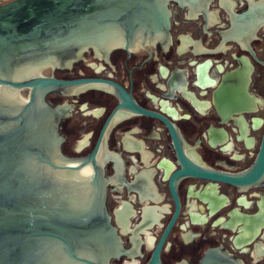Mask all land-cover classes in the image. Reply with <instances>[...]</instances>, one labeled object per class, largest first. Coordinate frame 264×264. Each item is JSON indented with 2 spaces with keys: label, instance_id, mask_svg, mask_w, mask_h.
I'll return each mask as SVG.
<instances>
[{
  "label": "flooded vegetation",
  "instance_id": "flooded-vegetation-1",
  "mask_svg": "<svg viewBox=\"0 0 264 264\" xmlns=\"http://www.w3.org/2000/svg\"><path fill=\"white\" fill-rule=\"evenodd\" d=\"M259 1L212 0L208 25L204 16L186 18L172 3L168 48L159 42L119 46L108 57L88 50L71 68L56 71L62 79H97L47 99L62 107L64 155L84 157L99 142L106 145L99 155L106 159L108 211L130 250L113 264L148 262L176 212L171 188L181 165L165 123L136 108L118 109L122 95L111 82L138 107L168 116L192 161L245 172L264 136V65L251 54L264 60V25L248 41L223 43L219 31ZM244 62L248 74H235ZM223 92L230 102L218 103ZM175 182L180 210L162 245L163 264H198L210 249L242 264H264V181L240 188L186 175Z\"/></svg>",
  "mask_w": 264,
  "mask_h": 264
},
{
  "label": "water",
  "instance_id": "water-1",
  "mask_svg": "<svg viewBox=\"0 0 264 264\" xmlns=\"http://www.w3.org/2000/svg\"><path fill=\"white\" fill-rule=\"evenodd\" d=\"M211 1L9 0L0 4V264H113L130 255L108 211L106 159L99 155L106 145L101 147L99 142L84 157L64 155L62 107L52 104L47 95L67 93L71 87L97 80L55 76L57 70L71 68L84 58L88 50L108 57L119 46L129 50L159 42L168 48L172 3L185 10L189 19L204 16L208 25L214 19ZM263 1L252 2L232 19L229 30L219 31L223 43L228 38L252 39L264 25ZM251 54L264 65L253 50ZM249 68V62H244L235 74H248ZM111 84L122 95L118 109L136 108L165 123L181 165L171 188L176 212L146 263L163 264L162 245L180 210L174 180L190 175L240 188L258 185L264 181V136L245 172L198 165L186 155L180 130L168 116L138 107L121 86ZM228 98L223 92L218 103L230 102ZM198 264L242 262L210 249Z\"/></svg>",
  "mask_w": 264,
  "mask_h": 264
},
{
  "label": "built area",
  "instance_id": "built-area-1",
  "mask_svg": "<svg viewBox=\"0 0 264 264\" xmlns=\"http://www.w3.org/2000/svg\"><path fill=\"white\" fill-rule=\"evenodd\" d=\"M7 1H9V0H0V4L7 2Z\"/></svg>",
  "mask_w": 264,
  "mask_h": 264
},
{
  "label": "rangeland",
  "instance_id": "rangeland-1",
  "mask_svg": "<svg viewBox=\"0 0 264 264\" xmlns=\"http://www.w3.org/2000/svg\"><path fill=\"white\" fill-rule=\"evenodd\" d=\"M211 10H212V9H211ZM184 15L187 16V13H185ZM186 18H187V17H186ZM90 55H91V54H90ZM89 57H91V56H89Z\"/></svg>",
  "mask_w": 264,
  "mask_h": 264
}]
</instances>
